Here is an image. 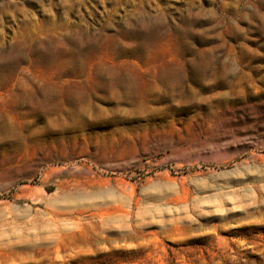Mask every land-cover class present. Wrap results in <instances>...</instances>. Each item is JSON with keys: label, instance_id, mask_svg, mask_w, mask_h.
<instances>
[{"label": "rangeland", "instance_id": "obj_1", "mask_svg": "<svg viewBox=\"0 0 264 264\" xmlns=\"http://www.w3.org/2000/svg\"><path fill=\"white\" fill-rule=\"evenodd\" d=\"M0 264H264V0H0Z\"/></svg>", "mask_w": 264, "mask_h": 264}]
</instances>
